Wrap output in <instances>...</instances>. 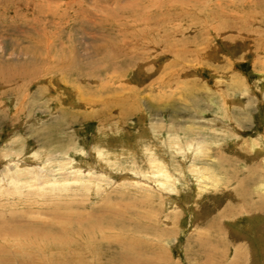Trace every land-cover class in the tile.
<instances>
[{"label": "rangeland", "instance_id": "rangeland-1", "mask_svg": "<svg viewBox=\"0 0 264 264\" xmlns=\"http://www.w3.org/2000/svg\"><path fill=\"white\" fill-rule=\"evenodd\" d=\"M263 209L264 0H0V264H264Z\"/></svg>", "mask_w": 264, "mask_h": 264}, {"label": "bare ground", "instance_id": "bare-ground-1", "mask_svg": "<svg viewBox=\"0 0 264 264\" xmlns=\"http://www.w3.org/2000/svg\"><path fill=\"white\" fill-rule=\"evenodd\" d=\"M158 165H159V164H158ZM158 165H157V166H158ZM160 165H161V164H160ZM163 168H164V167H163ZM163 168H162V170H164ZM158 173H159V172H158ZM161 175H162V174H161ZM163 175H165L166 178H167V175H166L165 173H164ZM263 210H264V209H263ZM222 213H223V212H222ZM228 214H229V213H228ZM223 215H224V214H223ZM41 249H42V248H41ZM233 262H234V261H233ZM233 262H232V263H233ZM230 263H231V262H230ZM232 263H231V264H232Z\"/></svg>", "mask_w": 264, "mask_h": 264}]
</instances>
